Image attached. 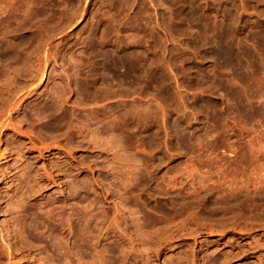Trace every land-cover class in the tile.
I'll list each match as a JSON object with an SVG mask.
<instances>
[{"label": "rangeland", "instance_id": "rangeland-1", "mask_svg": "<svg viewBox=\"0 0 264 264\" xmlns=\"http://www.w3.org/2000/svg\"><path fill=\"white\" fill-rule=\"evenodd\" d=\"M0 264H264V0H0Z\"/></svg>", "mask_w": 264, "mask_h": 264}, {"label": "bare ground", "instance_id": "bare-ground-1", "mask_svg": "<svg viewBox=\"0 0 264 264\" xmlns=\"http://www.w3.org/2000/svg\"><path fill=\"white\" fill-rule=\"evenodd\" d=\"M163 108V107H162Z\"/></svg>", "mask_w": 264, "mask_h": 264}]
</instances>
